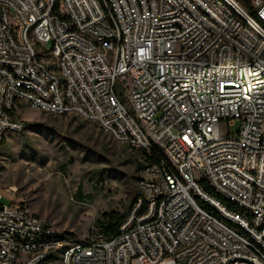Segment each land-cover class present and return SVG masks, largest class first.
<instances>
[{"label":"built area","instance_id":"built-area-1","mask_svg":"<svg viewBox=\"0 0 264 264\" xmlns=\"http://www.w3.org/2000/svg\"><path fill=\"white\" fill-rule=\"evenodd\" d=\"M24 105L163 158L111 237L0 193V264H264V0H0V143Z\"/></svg>","mask_w":264,"mask_h":264},{"label":"rangeland","instance_id":"rangeland-1","mask_svg":"<svg viewBox=\"0 0 264 264\" xmlns=\"http://www.w3.org/2000/svg\"><path fill=\"white\" fill-rule=\"evenodd\" d=\"M123 79L124 75L117 79L119 90ZM15 114L28 125L18 132L7 131L1 142V203L25 206L57 231L79 240L101 212L125 211L124 204L140 189V171L131 163L139 160L136 151L131 154L125 144L72 114H49L28 105ZM219 125L226 133V121Z\"/></svg>","mask_w":264,"mask_h":264},{"label":"trees","instance_id":"trees-1","mask_svg":"<svg viewBox=\"0 0 264 264\" xmlns=\"http://www.w3.org/2000/svg\"><path fill=\"white\" fill-rule=\"evenodd\" d=\"M238 1L240 3H242L243 5L247 6V7L249 6V0H238ZM117 92H118L119 98L122 100L123 94H122L121 89L120 90L117 89ZM23 124L24 125H28L27 122H23ZM0 145H1V143H0ZM125 146H127L130 149L131 154H134L135 151H136L138 153V155H139L138 156L139 160L137 158H134L131 161V163L134 165V168L137 171H141V169L143 168V166L146 163H148V162H150L152 160H159V159L163 158V154H162L161 150H159L157 147H154L151 150V153L148 154L145 151L137 149L135 147H132V146H129V145H125ZM204 186H205V189L208 191V193L211 196L219 197L217 194L214 193V191L208 185L205 184ZM76 192H77V197H80V193H81V185L80 184L77 186ZM140 195H141V190L139 189V191H137L134 195H132L131 202L128 205L124 204L125 211L118 212V211H115V210H109V211L101 212L94 219L93 224L99 226L102 229V231L104 232L106 237H111V236L115 235L118 232V228H119L122 220L124 219L125 214H126L127 210L129 209L131 203L135 199H137ZM203 205L205 207L213 210L211 208V206L208 205L207 203H203ZM227 205L229 207H231V208H234L233 205L230 204V203H228ZM60 234L62 236H64L65 238L69 239L70 241H78L79 240L73 234L68 233V232H61Z\"/></svg>","mask_w":264,"mask_h":264},{"label":"crops","instance_id":"crops-1","mask_svg":"<svg viewBox=\"0 0 264 264\" xmlns=\"http://www.w3.org/2000/svg\"><path fill=\"white\" fill-rule=\"evenodd\" d=\"M72 115H74V116H77V115H75V114H72ZM77 117H79V116H77ZM80 118V117H79ZM85 121V120H84ZM97 126V125H96Z\"/></svg>","mask_w":264,"mask_h":264}]
</instances>
